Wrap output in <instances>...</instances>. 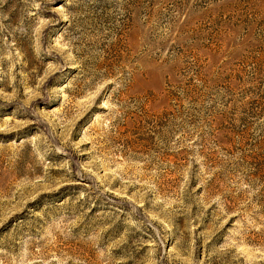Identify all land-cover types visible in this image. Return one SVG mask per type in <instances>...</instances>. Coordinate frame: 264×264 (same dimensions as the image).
I'll return each mask as SVG.
<instances>
[{
  "label": "rangeland",
  "instance_id": "obj_1",
  "mask_svg": "<svg viewBox=\"0 0 264 264\" xmlns=\"http://www.w3.org/2000/svg\"><path fill=\"white\" fill-rule=\"evenodd\" d=\"M261 173L264 0H0V264H264Z\"/></svg>",
  "mask_w": 264,
  "mask_h": 264
},
{
  "label": "trees",
  "instance_id": "obj_2",
  "mask_svg": "<svg viewBox=\"0 0 264 264\" xmlns=\"http://www.w3.org/2000/svg\"><path fill=\"white\" fill-rule=\"evenodd\" d=\"M262 169H263V168H262L260 165H258L257 168H256V171H257V172H261ZM223 179H224V178H223L221 175H219L218 178H217V181H219V180L222 181ZM263 180H264V173H261L260 176H259V181H263Z\"/></svg>",
  "mask_w": 264,
  "mask_h": 264
}]
</instances>
